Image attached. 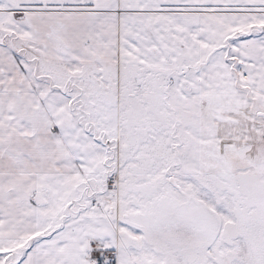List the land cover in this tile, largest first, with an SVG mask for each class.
<instances>
[{"label":"snow or ice","instance_id":"1","mask_svg":"<svg viewBox=\"0 0 264 264\" xmlns=\"http://www.w3.org/2000/svg\"><path fill=\"white\" fill-rule=\"evenodd\" d=\"M0 264H264V0H0Z\"/></svg>","mask_w":264,"mask_h":264}]
</instances>
